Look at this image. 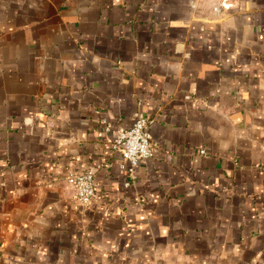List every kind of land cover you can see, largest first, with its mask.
Instances as JSON below:
<instances>
[{
  "label": "crops",
  "instance_id": "crops-1",
  "mask_svg": "<svg viewBox=\"0 0 264 264\" xmlns=\"http://www.w3.org/2000/svg\"><path fill=\"white\" fill-rule=\"evenodd\" d=\"M220 1L0 0V264H264V0Z\"/></svg>",
  "mask_w": 264,
  "mask_h": 264
},
{
  "label": "built area",
  "instance_id": "built-area-1",
  "mask_svg": "<svg viewBox=\"0 0 264 264\" xmlns=\"http://www.w3.org/2000/svg\"><path fill=\"white\" fill-rule=\"evenodd\" d=\"M231 6L232 4L229 0H221L213 7V10L220 12L221 10L229 9ZM155 121L154 117L147 116L138 110L134 113V120L130 127L116 131L114 149L122 152L123 163L121 167L130 174L136 172L142 159H147L154 155L155 142L151 127ZM69 179L76 191L79 203L84 206L89 205L96 195L97 185L94 172L92 170H72L69 173Z\"/></svg>",
  "mask_w": 264,
  "mask_h": 264
}]
</instances>
